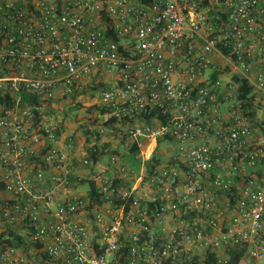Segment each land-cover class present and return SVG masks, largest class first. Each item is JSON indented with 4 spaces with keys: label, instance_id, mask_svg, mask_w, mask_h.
I'll return each mask as SVG.
<instances>
[{
    "label": "built area",
    "instance_id": "1",
    "mask_svg": "<svg viewBox=\"0 0 264 264\" xmlns=\"http://www.w3.org/2000/svg\"><path fill=\"white\" fill-rule=\"evenodd\" d=\"M203 1L0 0V228L22 237H0V264H264V0ZM88 80L137 168L76 160L61 123L20 106ZM160 140L178 153L148 166ZM79 167L98 204L72 193Z\"/></svg>",
    "mask_w": 264,
    "mask_h": 264
},
{
    "label": "rangeland",
    "instance_id": "2",
    "mask_svg": "<svg viewBox=\"0 0 264 264\" xmlns=\"http://www.w3.org/2000/svg\"><path fill=\"white\" fill-rule=\"evenodd\" d=\"M224 81L225 79L223 82ZM92 82L93 81L88 80L82 86V89L78 91V97H76L75 100L69 98L66 101H60L59 103H51L52 105L45 109L46 115L51 120L61 123L63 126L64 135L72 136L73 143L78 147L79 154L84 152L83 155L80 154L81 157H86L83 146L85 145V139L89 138L84 135L83 130L87 127H91L92 121L96 118L98 122L94 124L92 128H95L100 133L98 146H108L107 152L101 156L102 159L105 160L108 158L109 154L114 153L119 156L122 162L131 165V162H134L132 155L128 154L127 151L119 152L118 150L114 151L112 149V144L116 147L117 145L123 144L125 139L118 138L114 132L104 131L101 124L102 117L100 116L99 112L95 109H90L92 105L98 107L97 91H93L88 88L89 85H92ZM261 116L264 118L263 113ZM101 130L102 132H100ZM179 147V143L175 141H160L158 144V156L160 160L162 162H166L168 155H176L178 153ZM131 166L134 167L133 165ZM137 166L135 168H137Z\"/></svg>",
    "mask_w": 264,
    "mask_h": 264
},
{
    "label": "trees",
    "instance_id": "3",
    "mask_svg": "<svg viewBox=\"0 0 264 264\" xmlns=\"http://www.w3.org/2000/svg\"><path fill=\"white\" fill-rule=\"evenodd\" d=\"M138 1H140L142 3L146 2V0H138ZM206 4H207V2H206V0H204L201 3V6L204 7ZM234 81L236 82V84L238 86V91H239L238 99H240L242 101L243 108L246 111H248V115L250 116L252 126L256 127L257 124L255 123V115H256L255 113H256L257 109L261 106V101L257 100V99H253V97L250 94V86L247 84V82L244 79H242L241 77L235 76ZM103 87H104L103 84L95 83L94 81L92 82V85L88 86L89 89H91L93 91H97V92L100 88H103ZM76 97H78V91H76L73 95H71L70 98L72 100H75ZM13 103H14V101L11 100L9 96L5 97V99L0 98V107L3 109L9 108ZM57 103H59V102H57ZM20 106H27V107H30L31 109H33V111L36 115V119L39 118L42 113H46L45 110L44 111L40 110L39 105H38L37 101L35 100V98L33 96L29 95L28 93H25V92L21 93ZM90 109L97 110L101 117L104 114V110L101 109L99 106L97 107L95 105H92L90 107ZM97 122L98 121L95 118L91 123L92 126L87 127L83 130L84 135L89 137V138L85 139V145L83 146V148L85 150L86 155L88 157H90L93 160V162H97V160H99V158L101 156H103L104 153L107 152V147H108L106 145H103L101 147L98 146V141L100 139V133L95 128H92L93 125L96 124ZM101 124L104 128L109 129V128H113L114 121L112 119H106V118L102 117ZM160 141H162V140H160ZM160 141L157 142L156 152L152 156L150 162L147 163L148 166L151 163H153L154 165L161 163V160H160L158 153H157L158 144L160 143ZM128 154L132 155V157L134 159V162L133 163L131 162V165L136 167L137 162L135 161V158L138 155V151H137L136 145L134 143L129 148ZM259 165H261V164H259ZM115 182H117V181H115ZM240 182L241 181L238 180V183H240ZM84 183L86 184L87 193H88L89 198L93 202L98 204L99 203V195L95 191V187H94L93 182L91 180H87ZM233 202H234V197L229 196L228 208H231L233 206ZM10 236L12 238H10ZM0 237H1V242H3L4 244H15L18 246L21 244V240H22V237L19 236L15 232H9V234H7V235L4 233H0ZM234 260H236V257H232V261H234Z\"/></svg>",
    "mask_w": 264,
    "mask_h": 264
},
{
    "label": "crops",
    "instance_id": "4",
    "mask_svg": "<svg viewBox=\"0 0 264 264\" xmlns=\"http://www.w3.org/2000/svg\"><path fill=\"white\" fill-rule=\"evenodd\" d=\"M226 111H227V106H226V104H222L221 106H220V113H221V115H225L226 114ZM264 114V113H263ZM258 119H261V120H263L264 118L261 116V114L258 116ZM255 123L257 124V126L256 127H258L259 126V128H260V126H261V124H259L257 121H255ZM261 129V128H260ZM261 131H263V130H261ZM260 133H262V132H260ZM63 134H64V132H63ZM128 143H127V141L126 142H124L123 144H120V145H117L116 147H115V145H113L112 144V149L115 151V150H118L119 152H123V151H126V145H127ZM115 147V148H114ZM108 148V147H107ZM111 150V149H110ZM71 153H72V156L76 159V160H81V158H83L84 156H82L81 157V155L80 154H84V152L83 153H80L79 154V150H78V147L77 146H75V145H73V149H72V151H71ZM87 156V155H86ZM105 163L106 162V159L105 160H103L102 159V157H100L99 158V160H97V164L96 165H100L101 163ZM91 175V171L89 170V168H86V167H79L77 170H75L74 172H73V176H78V177H81V182L79 183V184H73V189H72V193H75V194H80V195H86L87 194V187H86V184L84 183L85 181H87L88 180V177ZM110 176H111V174H109ZM82 189H84V190H82ZM0 198L1 199H9L10 198V196L8 195V194H6L4 191H2L1 189H0ZM4 233L5 232V234L8 232L7 230H5L3 227H1L0 228V233Z\"/></svg>",
    "mask_w": 264,
    "mask_h": 264
}]
</instances>
